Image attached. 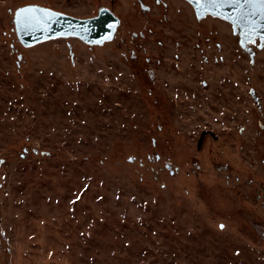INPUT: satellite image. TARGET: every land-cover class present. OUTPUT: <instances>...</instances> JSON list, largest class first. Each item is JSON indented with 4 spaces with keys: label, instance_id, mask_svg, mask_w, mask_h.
Masks as SVG:
<instances>
[{
    "label": "rangeland",
    "instance_id": "374dc122",
    "mask_svg": "<svg viewBox=\"0 0 264 264\" xmlns=\"http://www.w3.org/2000/svg\"><path fill=\"white\" fill-rule=\"evenodd\" d=\"M27 4L120 24L23 48ZM0 264H264V44L184 0H0Z\"/></svg>",
    "mask_w": 264,
    "mask_h": 264
},
{
    "label": "water",
    "instance_id": "95a60500",
    "mask_svg": "<svg viewBox=\"0 0 264 264\" xmlns=\"http://www.w3.org/2000/svg\"><path fill=\"white\" fill-rule=\"evenodd\" d=\"M193 8L198 20L207 15L220 18L228 22L232 27L233 34L246 30L247 34H252L253 38H259L260 43L264 39V18L260 15L252 17L254 25L247 19H239L242 10L233 6L213 9L209 7L207 11L199 8L195 0H186ZM24 8H35L40 10L36 13L41 21L31 26H25L23 22L17 23V12ZM49 13L50 15H45ZM235 21V22H233ZM13 24L16 38L23 48H30L38 44L58 39H77L88 46H102L111 42L120 24L119 18L109 9L100 8L97 14L92 17H75L63 12L56 11L35 4H27L17 8L13 14ZM239 26V27H238ZM254 29V30H253ZM245 39V40H244ZM248 38H240V45L244 46ZM254 96V92L250 93Z\"/></svg>",
    "mask_w": 264,
    "mask_h": 264
},
{
    "label": "snow or ice",
    "instance_id": "6c2138e0",
    "mask_svg": "<svg viewBox=\"0 0 264 264\" xmlns=\"http://www.w3.org/2000/svg\"><path fill=\"white\" fill-rule=\"evenodd\" d=\"M191 2V0H190ZM199 8L207 11L209 7L213 9L223 8L224 6H233L242 10L239 19H247L250 24L254 25L252 17L260 15L264 18V0H195ZM40 10L35 8H24L17 12V23L23 22L25 26H31L41 21V18L36 15ZM45 15H50L46 13ZM235 22V21H233ZM254 30V29H253ZM264 39V37H262Z\"/></svg>",
    "mask_w": 264,
    "mask_h": 264
},
{
    "label": "flooded vegetation",
    "instance_id": "af4514ba",
    "mask_svg": "<svg viewBox=\"0 0 264 264\" xmlns=\"http://www.w3.org/2000/svg\"><path fill=\"white\" fill-rule=\"evenodd\" d=\"M184 2H186L189 6H191L186 0H184ZM191 8H192V6H191ZM193 9V8H192ZM205 18V17H204ZM239 27V26H238ZM234 35H237V36H239V40H240V38H244V37H247L248 38V40L247 41H245V45H247V43L250 45L251 43H253V41L255 42V41H258L259 43H260V40H259V38H253V35L251 34H247V31L246 30H242L241 32H240V30H239V28H237V33L236 34H234ZM245 40V39H244ZM263 44H264V40H263V42H262Z\"/></svg>",
    "mask_w": 264,
    "mask_h": 264
}]
</instances>
